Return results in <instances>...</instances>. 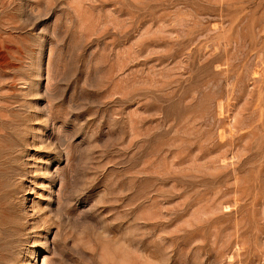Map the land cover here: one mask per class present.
Listing matches in <instances>:
<instances>
[{
    "label": "rangeland",
    "instance_id": "rangeland-1",
    "mask_svg": "<svg viewBox=\"0 0 264 264\" xmlns=\"http://www.w3.org/2000/svg\"><path fill=\"white\" fill-rule=\"evenodd\" d=\"M42 263L264 264V0H0V264Z\"/></svg>",
    "mask_w": 264,
    "mask_h": 264
},
{
    "label": "bare ground",
    "instance_id": "bare-ground-1",
    "mask_svg": "<svg viewBox=\"0 0 264 264\" xmlns=\"http://www.w3.org/2000/svg\"><path fill=\"white\" fill-rule=\"evenodd\" d=\"M8 198V197H7ZM10 234V233H9ZM6 239V238H5ZM43 264V263H42Z\"/></svg>",
    "mask_w": 264,
    "mask_h": 264
}]
</instances>
